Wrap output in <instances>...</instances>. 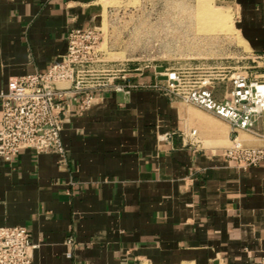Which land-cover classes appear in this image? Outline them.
I'll return each instance as SVG.
<instances>
[{
    "label": "crops",
    "instance_id": "obj_1",
    "mask_svg": "<svg viewBox=\"0 0 264 264\" xmlns=\"http://www.w3.org/2000/svg\"><path fill=\"white\" fill-rule=\"evenodd\" d=\"M98 1L0 0V92L59 61L66 32L91 28ZM217 1L264 56V0ZM154 81L147 70L123 81L137 85L127 93L81 114L73 105L64 159L30 149L0 158V227L27 230L31 264H264V163L242 170L215 145H183L186 123L201 125L143 87Z\"/></svg>",
    "mask_w": 264,
    "mask_h": 264
},
{
    "label": "built area",
    "instance_id": "obj_2",
    "mask_svg": "<svg viewBox=\"0 0 264 264\" xmlns=\"http://www.w3.org/2000/svg\"><path fill=\"white\" fill-rule=\"evenodd\" d=\"M65 41L66 51L59 61L43 72L8 80L6 91L0 92V158L4 161H10L25 149L64 159L60 132L73 105L74 112L81 114L106 93H127L137 87L124 84L129 78L125 75L95 77L92 67L98 63V36L94 28H70ZM155 67H151L155 81L143 87L169 101L192 105L229 127V146L222 149L226 162L242 170L264 163V74L252 76L227 71L215 78L195 73L189 63L168 74L166 69L156 73ZM126 70L121 67L120 72ZM128 72L141 74L140 69ZM158 76L165 78L158 80ZM217 91L221 93L220 98L216 96ZM239 131L262 144L242 145L236 139ZM179 137L183 145L199 144L194 130L180 132ZM65 244L74 247L71 238ZM36 247L24 227H0V264H31ZM70 256V252L66 253V257Z\"/></svg>",
    "mask_w": 264,
    "mask_h": 264
},
{
    "label": "rangeland",
    "instance_id": "obj_3",
    "mask_svg": "<svg viewBox=\"0 0 264 264\" xmlns=\"http://www.w3.org/2000/svg\"><path fill=\"white\" fill-rule=\"evenodd\" d=\"M202 2L222 14L223 20L209 23L202 15ZM96 7L98 13L91 28L97 31L98 63L92 69L98 79L132 77L140 72L129 70L140 69L143 73L152 66H161L169 73L187 63L195 68V73L215 78L227 71L252 76L264 74V57L253 54L244 44L234 27L235 11L227 3L99 0ZM121 67L127 70L122 73ZM177 102L201 125L186 123V129L195 131L199 147L215 145L222 151L229 146L230 129L224 122L192 105ZM237 137L245 146L262 144L241 131Z\"/></svg>",
    "mask_w": 264,
    "mask_h": 264
},
{
    "label": "bare ground",
    "instance_id": "obj_4",
    "mask_svg": "<svg viewBox=\"0 0 264 264\" xmlns=\"http://www.w3.org/2000/svg\"><path fill=\"white\" fill-rule=\"evenodd\" d=\"M200 5H202L201 6V11H202V15L205 17H207V20L209 21V23H211V24H217L218 23V21H220V20H223V17L220 15V13H218V11H217V8L215 9L217 12H215L214 10H212V8H211V6L208 4V3H206V2H202ZM213 9H214V7H213ZM222 9V8H221ZM164 72V71H163ZM162 72V73H163ZM168 74V73H167ZM236 139H237V141H239L238 140V137H236ZM241 141V140H240ZM244 142V141H243ZM253 142V141H252Z\"/></svg>",
    "mask_w": 264,
    "mask_h": 264
},
{
    "label": "water",
    "instance_id": "obj_5",
    "mask_svg": "<svg viewBox=\"0 0 264 264\" xmlns=\"http://www.w3.org/2000/svg\"><path fill=\"white\" fill-rule=\"evenodd\" d=\"M163 70H164V69H163V67H161V66H156L155 69H154V71H155L156 73H162ZM164 78H165V77H163V76H158V77H157L158 80H164ZM231 137H232V136H231Z\"/></svg>",
    "mask_w": 264,
    "mask_h": 264
}]
</instances>
